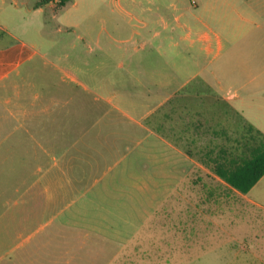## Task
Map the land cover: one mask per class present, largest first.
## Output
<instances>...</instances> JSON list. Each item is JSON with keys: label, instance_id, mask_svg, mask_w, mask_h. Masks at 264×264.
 <instances>
[{"label": "crops", "instance_id": "0c3cea01", "mask_svg": "<svg viewBox=\"0 0 264 264\" xmlns=\"http://www.w3.org/2000/svg\"><path fill=\"white\" fill-rule=\"evenodd\" d=\"M57 2L0 0V264H264V175L242 193L213 170L246 124L264 134V98L90 91L37 49Z\"/></svg>", "mask_w": 264, "mask_h": 264}, {"label": "rangeland", "instance_id": "374dc122", "mask_svg": "<svg viewBox=\"0 0 264 264\" xmlns=\"http://www.w3.org/2000/svg\"><path fill=\"white\" fill-rule=\"evenodd\" d=\"M70 1L46 10L37 49L90 91L130 97L155 91L154 81L163 80V92L175 95L206 82L228 86L232 100L264 98V88H252L264 86V0ZM34 25L37 20L22 18L10 29L29 43ZM12 41L0 36V44ZM251 106L247 112L255 114L258 104ZM260 108L256 118L264 120ZM233 114L235 127L251 121L249 114ZM261 190L264 179L254 192ZM92 256L97 260L96 251Z\"/></svg>", "mask_w": 264, "mask_h": 264}, {"label": "trees", "instance_id": "16d2710c", "mask_svg": "<svg viewBox=\"0 0 264 264\" xmlns=\"http://www.w3.org/2000/svg\"><path fill=\"white\" fill-rule=\"evenodd\" d=\"M45 1L55 0H42ZM58 2L66 5L71 1ZM235 143V148L220 149L219 162L213 170L234 189L247 193L264 175V134L251 124H246L243 136Z\"/></svg>", "mask_w": 264, "mask_h": 264}]
</instances>
